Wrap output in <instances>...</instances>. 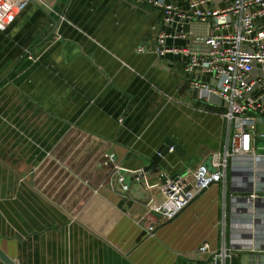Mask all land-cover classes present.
I'll return each mask as SVG.
<instances>
[{"label": "crops", "instance_id": "1", "mask_svg": "<svg viewBox=\"0 0 264 264\" xmlns=\"http://www.w3.org/2000/svg\"><path fill=\"white\" fill-rule=\"evenodd\" d=\"M148 1L0 0V250L15 264H264V122L254 161L230 162L170 220L134 178L192 172L232 135L191 89L212 78L184 73L211 26L167 25ZM165 141L179 151L153 162Z\"/></svg>", "mask_w": 264, "mask_h": 264}, {"label": "built area", "instance_id": "2", "mask_svg": "<svg viewBox=\"0 0 264 264\" xmlns=\"http://www.w3.org/2000/svg\"><path fill=\"white\" fill-rule=\"evenodd\" d=\"M176 1H183L187 11H179L167 0L148 2L163 10V21L167 25L195 20L200 26H211L212 34L192 36L197 45L203 46V52L191 54L185 51L189 58L184 73L193 75L198 70L212 78V84L193 79L191 89L199 93L200 100L223 111L220 116L230 124L232 135L223 154L213 153L206 159H209L213 173L204 166L206 160L192 172L166 177L164 183L160 179L161 172L148 173L143 167L133 173L135 180L142 181L144 188L153 192L147 202L149 211L166 220L172 219L210 185H224L230 162L234 165L237 159L254 161L252 136L256 123L264 122V0ZM169 36L159 34L158 45L162 46ZM165 52L161 49L158 54ZM105 158L106 163L115 161L113 155ZM115 170L121 169L116 166ZM153 175L156 182L151 184L149 176ZM252 197H246L244 204L253 207ZM239 201L243 202L232 199V203ZM197 252L213 261L225 262L230 258L229 251L211 252L206 243Z\"/></svg>", "mask_w": 264, "mask_h": 264}, {"label": "water", "instance_id": "3", "mask_svg": "<svg viewBox=\"0 0 264 264\" xmlns=\"http://www.w3.org/2000/svg\"><path fill=\"white\" fill-rule=\"evenodd\" d=\"M173 148L174 151H179V148L177 146H175V144L171 141H165V143L163 144L162 147H160L157 152L153 155V157L151 158V160L155 163H159V161L165 157L167 155V153L169 152V150ZM204 166L206 168L209 169L210 173H213L214 170L210 169V164H209V159L206 160V162L204 163ZM166 175L163 174L160 179L162 181V183H164L165 179H166ZM175 177V176H173ZM172 178V177H171ZM127 185L129 186L130 183H127ZM152 214H154L155 216L159 217L160 215L154 212H151ZM157 214V215H156ZM0 261L3 264H15L10 258H8L1 250H0Z\"/></svg>", "mask_w": 264, "mask_h": 264}]
</instances>
